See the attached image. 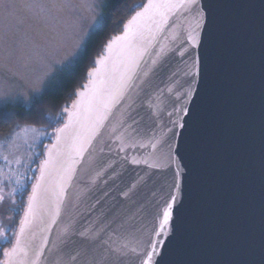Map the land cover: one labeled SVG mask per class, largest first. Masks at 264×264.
Instances as JSON below:
<instances>
[{
  "label": "water",
  "instance_id": "1",
  "mask_svg": "<svg viewBox=\"0 0 264 264\" xmlns=\"http://www.w3.org/2000/svg\"><path fill=\"white\" fill-rule=\"evenodd\" d=\"M148 2L105 42L62 110L61 127L79 114L86 130H96L79 156L60 145L57 164V152L45 151L34 216L22 237L27 255L13 262L92 264L109 245L134 247L139 240L142 252L151 238L154 262L162 253L164 264H264V0H197L195 10L177 7L164 22L152 13L138 22L140 36L133 37V26L117 40ZM182 48L205 65L191 97L185 72L192 60L179 55ZM126 79L131 86L121 91ZM55 144L56 134L47 149ZM177 162L184 179L161 231L156 213L169 199ZM28 205L29 197L24 213ZM123 259L139 264L132 254Z\"/></svg>",
  "mask_w": 264,
  "mask_h": 264
},
{
  "label": "rangeland",
  "instance_id": "2",
  "mask_svg": "<svg viewBox=\"0 0 264 264\" xmlns=\"http://www.w3.org/2000/svg\"><path fill=\"white\" fill-rule=\"evenodd\" d=\"M104 4L105 0H0V110L6 106L29 108L34 104L31 98L39 95L35 89L42 90L43 99L58 87L77 60L69 68L58 62L76 51L85 33L88 42L103 21ZM97 20L99 24L94 23ZM53 67L56 72L49 78L46 73ZM21 129L16 124L12 136L0 142V156L8 152L6 148L16 154L23 146L24 154L34 158L39 154V142L42 152L45 150L48 131L43 130L44 135L28 144Z\"/></svg>",
  "mask_w": 264,
  "mask_h": 264
},
{
  "label": "snow or ice",
  "instance_id": "3",
  "mask_svg": "<svg viewBox=\"0 0 264 264\" xmlns=\"http://www.w3.org/2000/svg\"><path fill=\"white\" fill-rule=\"evenodd\" d=\"M197 4V0H149L148 4L143 6L142 12H137L132 19L125 24V35L123 37H117V40L120 39H127L130 30L133 28V26H136L137 31L132 33L133 37L140 36L142 33L139 30V23L142 21L143 18L146 16H149L152 13L158 14L161 17V22H164L167 19V16L169 13L173 11V9L177 7H189V10H195V6ZM198 19H197V27H200V22L203 20V11L199 10L197 12ZM94 23L99 24L100 21L97 20ZM89 34L85 33V36L81 38V40L76 45V51L70 53L68 56L64 58V60L59 61L58 63L61 65L62 68H69L71 67L75 61L78 59V57L83 53L85 47H86V38ZM189 40L193 42V45L199 44L200 41L197 40L196 36L189 35ZM112 47V42L110 41L107 45L106 50H110ZM133 48V42L129 43V49ZM179 55L181 57L187 56L189 59L192 60L191 65L186 64V72L185 75L190 77L189 80V87L187 91V96L191 97L193 92L195 91V88L193 85L197 83V78H201L203 76L205 65L204 60L202 56L197 55L193 57V54L188 51L187 48H182L179 51ZM97 65L101 63L99 59L94 61ZM56 72L55 67L51 69L49 73H46V76L49 78H52ZM94 75L93 72H88V77L91 78ZM131 85L127 82V79L121 82V91L123 88L130 87ZM35 92L39 93V95H36L31 98L33 103H39L40 99L43 96V92L41 89H35ZM78 96H82L83 93H77ZM118 99L117 96L112 97V102L115 103ZM73 109H76L78 107L77 103L73 104ZM105 111H107V107H105ZM187 111V110H184ZM70 115L69 122L65 123L63 127L57 128L55 130L56 134V141L57 144L53 145L51 149H47V154L49 157H51L52 152L55 150L57 152L58 158H57V164H59L60 157H62L63 152L60 148V145H64L65 147H71L76 154L79 156L85 149L84 144L90 142L92 133L95 132V127L91 128L90 131L86 130L81 123V118L79 117V114L75 115V118L73 119V114ZM106 118L105 116L101 115L96 120V126H99L100 120ZM173 126H177V121H173ZM179 127L186 128L187 127V121L184 123H179ZM21 131L25 134V137H28L29 133L33 134H39L37 133V129L34 127L26 126L21 129ZM88 131V134L85 135V132ZM171 131V129H170ZM175 135V133H173ZM166 160L169 162L168 166H171V163L174 161V157L172 154V147L171 144H169V151L166 154ZM5 159H7L5 157ZM133 163H139V161L133 160ZM52 163L51 159L45 160L41 165V174L43 176L45 169ZM156 167H159L160 165H155ZM70 171V170H69ZM184 179L182 176V169L180 167V164L176 163V171L174 175L172 176V182L168 185V187L171 189V192L169 194V199L165 200V206L162 209V215L159 211L156 213V219H159V229L161 231L165 230L166 226L169 225V222L173 218V202H176L180 193L181 189V182ZM19 183V181H17ZM135 187V185H133ZM32 195L29 196V205L27 210L24 213V218L20 221V229L17 233H15V242L13 243L12 247L10 249H5L3 252V255L5 257H9L10 261L9 264H23L22 260L12 261L11 258L13 257H22L26 256L27 253L25 251V248L22 244V237L25 231V225L30 223V217L34 216V210L32 206V201L36 199V193H37V185H33L32 188ZM127 196V193H125ZM3 197L0 196V201H3ZM171 201V202H170ZM14 203V201H13ZM103 229H101L102 231ZM156 235H160V232H155ZM82 237L86 236V233H80L79 234ZM88 239H95L96 237H86ZM0 242L8 243L9 238L4 234L3 230H0ZM107 244V242H105ZM141 246V241L136 242V246L129 247L128 243L120 244L115 247H112L109 245L108 247L103 249V252L99 259H94L92 264H133V261L131 260H125L123 258L129 257L130 254L136 256V258L139 260V264H164V254L160 253V261L154 262L153 257L157 255V244L153 242L151 238L147 241V249H145L142 252H137V248ZM39 255V253H37ZM72 259H75L73 257ZM31 264H35V260L31 262Z\"/></svg>",
  "mask_w": 264,
  "mask_h": 264
},
{
  "label": "trees",
  "instance_id": "4",
  "mask_svg": "<svg viewBox=\"0 0 264 264\" xmlns=\"http://www.w3.org/2000/svg\"><path fill=\"white\" fill-rule=\"evenodd\" d=\"M143 1L105 0L101 25L91 34L83 53L75 65L64 73L58 87L29 108L6 106L0 110V142L12 135L16 124L36 126L45 131L59 125L63 118L61 109L71 101L74 91L81 86L94 58L99 55L109 37L120 31L123 23L140 8ZM40 159L41 155L37 160Z\"/></svg>",
  "mask_w": 264,
  "mask_h": 264
},
{
  "label": "flooded vegetation",
  "instance_id": "5",
  "mask_svg": "<svg viewBox=\"0 0 264 264\" xmlns=\"http://www.w3.org/2000/svg\"><path fill=\"white\" fill-rule=\"evenodd\" d=\"M64 120L65 117L62 118L59 127L63 125ZM26 126L36 128L37 133L41 134L37 135L29 133L26 138L25 134L19 130L20 134L21 132L24 134L22 135V138H24L28 144H31L33 141L36 142L39 139V136H42V134L44 135V131L41 130V128L31 125ZM26 126L23 125L22 128ZM59 127H55L48 131V135H46L45 140V150L43 152H41L40 149L41 142L37 144V152L39 150L38 156L41 155L40 161L37 160L38 156L29 159V157L24 154L23 146L18 147L19 151H17L16 154L11 153L9 148L5 149V151H8L7 153H1L0 157L2 159V164L0 165V196L4 199L3 201H0V230L4 231V234L9 238V242H0V264H3L5 260V256L3 255L4 250L10 249L15 242L14 234L17 233L27 205L28 197L39 174V164L42 161L45 151L50 145V141L55 138L54 130ZM5 157L7 159H5ZM17 181H19V183H17Z\"/></svg>",
  "mask_w": 264,
  "mask_h": 264
}]
</instances>
